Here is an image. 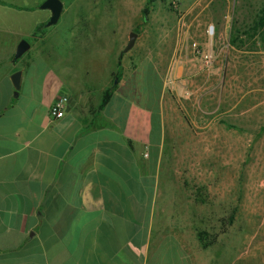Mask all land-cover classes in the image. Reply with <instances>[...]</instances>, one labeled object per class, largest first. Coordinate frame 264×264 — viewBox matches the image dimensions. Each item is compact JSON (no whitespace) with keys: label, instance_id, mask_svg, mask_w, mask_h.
<instances>
[{"label":"crops","instance_id":"obj_1","mask_svg":"<svg viewBox=\"0 0 264 264\" xmlns=\"http://www.w3.org/2000/svg\"><path fill=\"white\" fill-rule=\"evenodd\" d=\"M172 1L154 0L150 8H166ZM146 2L136 0L134 8L143 9ZM174 5L178 15L169 41L144 28L125 53L128 40H108L104 25L78 26L74 19L60 51L53 32L44 33L29 44L33 53L21 67L10 68L20 40L0 36V264H264V236L228 239L220 233L216 241L202 242L188 223L195 221L194 214L177 209L180 186L157 175L167 81L193 91L202 72L195 60L205 68L193 43L214 54L206 74L231 75L232 83H226L236 92L244 86L264 92L263 67L230 68L234 55L239 64L264 61V47L258 45L264 28L251 29L260 8L243 19L248 9L242 1L241 17L234 21L230 0ZM148 32L154 36L147 37ZM118 60L117 88L99 109L103 91L116 83ZM150 68L162 80L157 128L147 109ZM17 70L22 76L14 95L10 75ZM61 94L67 97L64 115L53 119L49 107ZM242 98L229 108L236 122L248 112L258 115L254 109L264 101L252 96L249 111Z\"/></svg>","mask_w":264,"mask_h":264},{"label":"rangeland","instance_id":"obj_2","mask_svg":"<svg viewBox=\"0 0 264 264\" xmlns=\"http://www.w3.org/2000/svg\"><path fill=\"white\" fill-rule=\"evenodd\" d=\"M3 1L7 3L0 4L1 37L10 41L25 39L32 44L33 39L53 32L54 38H51L58 43L59 51L64 47L63 41L69 40L65 33L74 19L78 20V26L88 22L104 25L108 40L116 42L127 41L131 31L139 35L144 28L155 32V37L169 41L171 22L178 15L174 5L178 0L166 8H150L147 13L134 8L136 0H61L63 11L59 20L46 26L51 12L40 8L44 0ZM230 1L234 2V21L241 17L237 10L242 1L248 9V13L243 14L246 20L264 3V0ZM71 3L76 4L69 6ZM41 24L44 27L33 35ZM154 35L146 33L147 37ZM259 39L258 45L264 47V33ZM89 40L93 47L96 42L91 37ZM83 47L89 48L87 44ZM88 48L82 51L83 64L87 63ZM32 53L33 49L27 50L16 63L9 62L10 68L21 67L22 61ZM230 60L231 72L238 68H264L261 60L239 64L235 55ZM122 61L132 63L126 57ZM195 64L196 69L204 72L196 76L195 90H187V87L179 90L170 81L165 87L161 102L164 140L158 179L180 186L177 209L194 214L195 221L188 223L201 232L202 242L212 243L220 233H226L228 239H233L235 234L246 236L244 239L255 234L260 239L264 236V101L254 109L258 115L248 112L239 122L234 121V109L229 111V108L243 94L242 103L250 109L252 96L261 101L264 92L251 93L246 86L243 92H236L226 83H232L231 75L206 74L208 69L198 67V58ZM244 79L251 83L249 74H244ZM260 79L264 84V75ZM154 125L157 128V120Z\"/></svg>","mask_w":264,"mask_h":264},{"label":"trees","instance_id":"obj_3","mask_svg":"<svg viewBox=\"0 0 264 264\" xmlns=\"http://www.w3.org/2000/svg\"><path fill=\"white\" fill-rule=\"evenodd\" d=\"M154 0H147L146 5L142 9L143 13H147L152 5ZM42 27H44V24H41L36 27L33 35L37 34V31H39ZM264 28V3L258 10V13L255 17V20L253 21L252 30H258L259 28ZM13 57V55H12ZM118 72L114 74V78L116 79V83L111 85L110 87L106 88L101 96V100L99 103L98 108L102 109L105 107V105L110 100L114 90L117 88L118 82L120 80V61L118 60ZM147 90H148V100H147V109H149L152 112V120L155 122V120L158 119V113L160 108V95H161V88H162V80L160 76H158L156 73L152 71L150 68L147 75ZM200 240H201V232L198 234ZM202 246L205 247L206 244L202 243Z\"/></svg>","mask_w":264,"mask_h":264},{"label":"water","instance_id":"obj_4","mask_svg":"<svg viewBox=\"0 0 264 264\" xmlns=\"http://www.w3.org/2000/svg\"><path fill=\"white\" fill-rule=\"evenodd\" d=\"M40 8L48 9L51 12L50 17L46 22V26H50L57 23V21L59 20L61 12L63 10V3L61 0H44L40 5ZM136 36H137L136 32L134 31L130 32L128 36V42L126 43L122 52H127L132 48ZM28 48H29V43L25 39H21L15 48V52L12 57V62H16ZM21 76H22L21 70H17L10 75L12 85L15 88L14 95L17 94V91L20 88ZM114 82H116V79H114Z\"/></svg>","mask_w":264,"mask_h":264},{"label":"built area","instance_id":"obj_5","mask_svg":"<svg viewBox=\"0 0 264 264\" xmlns=\"http://www.w3.org/2000/svg\"><path fill=\"white\" fill-rule=\"evenodd\" d=\"M209 32L212 33V28L209 29ZM192 47L195 55L199 57L205 68H209L213 65L215 58L212 51L200 49L196 43H193ZM66 104L67 97L64 94H61L49 107L50 117L53 119L62 117L64 115Z\"/></svg>","mask_w":264,"mask_h":264}]
</instances>
